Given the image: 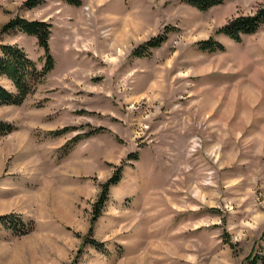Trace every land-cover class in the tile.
Here are the masks:
<instances>
[{
	"label": "rangeland",
	"instance_id": "rangeland-1",
	"mask_svg": "<svg viewBox=\"0 0 264 264\" xmlns=\"http://www.w3.org/2000/svg\"><path fill=\"white\" fill-rule=\"evenodd\" d=\"M24 2L0 0V46L39 63L37 39L3 26L45 22L54 65L20 104L0 105L11 127L0 133V264L264 256V25L238 43L215 34L264 0L206 11L180 0ZM158 35L161 45L135 53ZM210 37L224 50L198 49ZM0 85L15 92L6 77Z\"/></svg>",
	"mask_w": 264,
	"mask_h": 264
},
{
	"label": "trees",
	"instance_id": "trees-1",
	"mask_svg": "<svg viewBox=\"0 0 264 264\" xmlns=\"http://www.w3.org/2000/svg\"><path fill=\"white\" fill-rule=\"evenodd\" d=\"M44 0H25L24 5L28 8H33L42 3ZM65 3L78 6L79 0H61ZM182 3L194 7L199 11H206L213 6L222 4L225 0H180ZM264 25V5H260L254 11V13L246 16H237L230 20L227 24L221 26L215 31V34L225 35L232 41L238 43L241 38L246 35H252L261 26ZM19 30L27 35L33 36L37 39V45L42 49V57L39 63H34L33 60L28 58L22 49L16 46H0V77H6L13 85L15 92H9L7 89L0 85V105L5 104H20L27 95L33 92L35 83L40 81L39 78L48 73L54 65V60L50 55L48 38L50 36L49 26L45 22L39 21H27L21 18H14L9 23L3 26V31ZM165 40L164 36H154L148 40L141 49L135 51L137 55H141L143 51L147 49L155 48L161 45ZM201 51H223V46L210 37L206 41H201L196 44ZM145 49V50H144ZM37 65V66H36ZM11 129L9 124L0 122V133H6ZM98 132L96 129H92L89 132L83 134H77L72 138L71 143L68 142V148L74 144L78 139ZM62 149V148H61ZM65 149V148H63ZM62 149V150H63ZM132 157V156H131ZM133 160H137V154L133 155ZM120 172V171H119ZM118 172V173H119ZM120 181V174L112 178L103 185L101 192L102 202L105 200L108 189L111 185H116ZM3 219V218H1ZM19 221V220H18ZM5 222V221H4ZM6 223V222H5ZM18 223V222H16ZM89 246L94 247L96 250L101 251L103 244H99L93 239L88 242ZM247 264H264V256H257L248 258Z\"/></svg>",
	"mask_w": 264,
	"mask_h": 264
}]
</instances>
